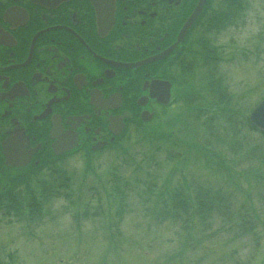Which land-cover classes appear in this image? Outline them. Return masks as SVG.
I'll use <instances>...</instances> for the list:
<instances>
[{"label": "flooded vegetation", "instance_id": "1", "mask_svg": "<svg viewBox=\"0 0 264 264\" xmlns=\"http://www.w3.org/2000/svg\"><path fill=\"white\" fill-rule=\"evenodd\" d=\"M198 1L0 0V199L24 170L92 164L131 129L177 117L213 0L180 46L152 58L177 42Z\"/></svg>", "mask_w": 264, "mask_h": 264}, {"label": "trees", "instance_id": "2", "mask_svg": "<svg viewBox=\"0 0 264 264\" xmlns=\"http://www.w3.org/2000/svg\"><path fill=\"white\" fill-rule=\"evenodd\" d=\"M245 2L246 0L225 1V12L218 13L219 19L217 16L212 18L214 21H209L206 30L210 31L215 27L225 28V26L235 24L242 16ZM214 53L211 49L210 58H204L209 68L222 61L218 59V54L213 56ZM217 76V72L210 71L198 80L196 77L193 81L186 80L185 83L190 85L192 82V84L188 90H185L184 101L188 103L187 108L172 120V126L179 123L176 126L179 129L176 130V133L174 131L171 133V130L165 132V130L149 125L141 126V130L136 133L138 140L143 139L145 143L148 142L147 150L138 160L141 162V166L151 164L152 167H156L160 163L158 157L161 154H165L171 163L176 160L181 161L180 166H178L180 163H177L171 172L162 175L161 188H158V184L155 182H151L147 188L148 195L154 197L157 203L155 205L158 208L160 205V209L157 208L156 212L151 215L152 219L147 220L149 221L147 226L155 228L160 223L174 218L183 222L182 224L188 232L186 240L182 243L184 249L182 248L181 252L177 254L179 256L170 255V257L163 258V261L167 260L166 262H171V264L178 261L181 264H185V262L186 264H200L205 260L204 257L209 256V246H212V240L219 232L213 228L208 231L209 220L211 221L214 213L225 220L219 230H222L226 224H230L231 230H235L232 232L235 237L251 235L256 241L255 247L260 248L261 236L257 233V226L258 223L264 224V220L261 219L253 199L254 197L264 199V194H262L264 191V173L262 171L264 170V132L256 129L247 118L251 108L243 109V100L248 93L245 91L244 94H237L230 89L228 83L224 84V77ZM254 131L262 135L257 137ZM188 133H191L196 139L201 136L202 141L197 140V143L190 145L189 148V144L182 140ZM191 148L197 152L192 151L194 153L191 163L194 165L193 168L191 165L189 167L187 163L185 164L189 158L185 157L182 151L183 149L186 152L191 151ZM131 151V146L126 150L122 149L120 153V155L123 154L122 161L120 162L118 159L116 165H110V170H117V172H112L111 183L119 198L117 199L119 209L116 215L118 219L122 218L126 208V198L120 196V191L122 185L127 186L128 184L125 174H119L118 170H125L128 167L135 168L139 163L134 159L135 155ZM245 165H247L246 168H243ZM138 168L140 169V167ZM86 170L92 171L91 174L97 176L96 169L90 163L86 166ZM42 171L24 170L22 175L18 176L23 177L18 185L21 190L7 193L8 198L4 197L0 202V213L3 212L6 215V213L13 212L20 220L29 219L34 215H39L42 219L43 209L50 201L57 197H69L64 192L65 188L71 187L74 179L69 170H47L43 177L41 176ZM144 171L145 174H148L150 170L145 169ZM238 189L245 193V200L241 204L240 197H238L240 193L235 194ZM92 190L96 194L90 197L92 201L87 200L82 205L77 199L70 200L72 207L70 212L72 218L70 219L77 222L80 229L82 228L81 222H84L81 220L83 217H86L88 221H93L95 228L97 226L95 221L98 217L108 219V216H105L104 202L99 199L100 195L97 194L95 185ZM93 201H98L102 206L100 204L98 207L95 206L93 215H90L89 209L87 210L85 207L87 205L88 208L93 207ZM197 221L202 226L201 235L197 234L198 230H195L194 222ZM102 226L106 229V238H110L111 242L115 237H120L121 230L113 218H110V221ZM83 231L89 241L96 240L101 234ZM223 246L219 250L215 246L212 247L224 255ZM197 248L204 250L202 252L204 256L200 259H193L190 253L195 252ZM211 250L212 248H210ZM232 259L234 264H250L249 261L244 260L245 257H232ZM227 260L228 258H226ZM17 261L18 255L9 252L8 261L0 259V264H17ZM159 263L165 264V262Z\"/></svg>", "mask_w": 264, "mask_h": 264}, {"label": "rangeland", "instance_id": "3", "mask_svg": "<svg viewBox=\"0 0 264 264\" xmlns=\"http://www.w3.org/2000/svg\"><path fill=\"white\" fill-rule=\"evenodd\" d=\"M245 6L247 9L239 22L232 27L229 26L222 33L221 39L219 38L224 62L217 69L220 74H223L224 84L228 83L230 89L237 94H244L245 91L248 93L243 100V109H250L264 97V0H246ZM254 134L257 137L261 136L257 131H254ZM189 138L184 139L187 140L190 148V145L196 144L197 141L195 138ZM129 145L136 161L141 159L142 153L148 148V142H134ZM190 150L182 151L184 156L189 158L185 164L193 168L194 165L191 164L194 158L193 152H197L192 148ZM158 159L160 163L157 167H152L151 164L141 166V162L138 161L135 168L118 170L119 174H125L128 179L127 186L122 185L123 190L120 191V196L126 198V208L122 218H116L119 198L111 183L112 172L117 170L96 169L97 176H95L91 174L92 171L84 170V167H79V170H69L74 178L71 187L64 189L69 197H57L50 201L43 209L42 219L39 215H34L29 219L20 220L13 212L6 215L3 212L0 213V259L8 261L10 252L18 255L17 264H163L159 262L171 264L166 262L167 260L163 261V258L181 252L182 243L186 240L188 232L183 222L174 218L160 223L155 228L147 226L149 224L147 220L152 219L151 215L158 208L154 197L147 193L148 185L155 182L158 188H161L162 175L172 171L171 163L165 154H161ZM116 164L115 158L112 165ZM180 165L181 163L178 166ZM145 169L150 170L148 174H145ZM262 171L264 173V170ZM94 185L97 188V194L100 195L99 199L104 202L105 216H108V219L98 217L95 228L93 221L83 217L81 220L84 222H81L80 229V225L70 219L72 211L70 200L77 199L82 205L87 200L92 201L90 197L96 195L92 190ZM235 194H239L241 204L245 200V193L238 189ZM253 200L261 219L264 220V199L254 197ZM93 202L92 209L88 208V205L85 207L89 209L90 215H93L94 207L100 204L98 201ZM110 218L117 222L121 230L120 237H115L112 242L110 238H106V229L102 226L106 225ZM211 218L208 231L211 228L219 231L211 245L218 250L224 245V252L220 250L224 255H221L215 247L209 246V256L204 257L205 260L200 264H234L232 257H245L244 260L249 261L250 264H264V224L258 223L257 226V233L261 236L260 248H258L255 247L256 241L251 235L235 237L232 234L235 230H231L230 224H226L222 230H219L225 221L222 217L214 213ZM194 223L195 230H198L197 234L201 235L202 226L199 221ZM99 227L102 228L99 230ZM83 230L101 234L96 240L89 241ZM210 248H212L211 251ZM202 252H204L203 249L197 248L195 252L190 253V256L193 259H200L204 256ZM226 258H228L227 261ZM173 264H181V262Z\"/></svg>", "mask_w": 264, "mask_h": 264}, {"label": "water", "instance_id": "4", "mask_svg": "<svg viewBox=\"0 0 264 264\" xmlns=\"http://www.w3.org/2000/svg\"><path fill=\"white\" fill-rule=\"evenodd\" d=\"M204 0H200L199 4L197 5L194 13L192 14L191 18L188 19V22L184 25L180 36L187 31L189 26L192 24L194 18L196 17L197 13L200 11V7H202ZM250 120L254 125L257 126V128L264 130V99L259 102V104L254 107L251 115Z\"/></svg>", "mask_w": 264, "mask_h": 264}]
</instances>
